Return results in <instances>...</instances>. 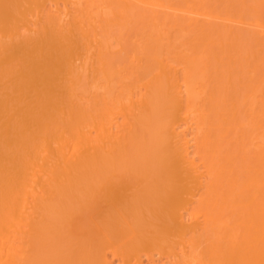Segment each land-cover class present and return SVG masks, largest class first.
<instances>
[{"label":"bare ground","instance_id":"1","mask_svg":"<svg viewBox=\"0 0 264 264\" xmlns=\"http://www.w3.org/2000/svg\"><path fill=\"white\" fill-rule=\"evenodd\" d=\"M0 264H264V0H0Z\"/></svg>","mask_w":264,"mask_h":264},{"label":"rangeland","instance_id":"2","mask_svg":"<svg viewBox=\"0 0 264 264\" xmlns=\"http://www.w3.org/2000/svg\"><path fill=\"white\" fill-rule=\"evenodd\" d=\"M141 27V21H129L125 22L121 27H117V29H121L126 32V34H133L137 32V30Z\"/></svg>","mask_w":264,"mask_h":264}]
</instances>
